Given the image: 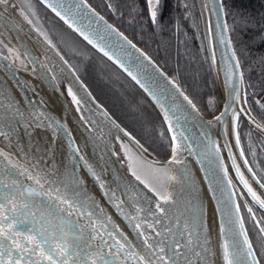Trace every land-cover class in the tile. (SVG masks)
Masks as SVG:
<instances>
[{
	"label": "water",
	"instance_id": "95a60500",
	"mask_svg": "<svg viewBox=\"0 0 264 264\" xmlns=\"http://www.w3.org/2000/svg\"><path fill=\"white\" fill-rule=\"evenodd\" d=\"M35 1L43 6L46 11L59 20L64 27L70 30L88 47L93 49L101 58H105L114 68H117L136 86V88L141 90L145 98L148 99L154 109L157 110L161 120H163L166 130L168 131L170 140L173 143L172 152L173 149H175V145L180 148L179 150L185 152L184 156L188 162L192 164L194 173H196L199 183H201L202 193L204 194L205 203L208 206L209 215L211 216V222L214 228V237H216V246L218 247L219 257L221 258L222 264H226V261L223 258V244L225 240L229 242L231 247L234 240H238L242 243L244 239L243 234L233 235V225L230 224L229 221H235L234 228L236 230L239 229L241 223L246 230L242 214H240V204L237 200L235 186L234 182H232L230 171L233 174L234 181H236L238 187L245 192L249 202H252L261 212L264 213V208L253 199L243 181L240 179V169H242L244 170V175L246 176L249 186L254 190L251 185V183H253L258 192L254 191L261 197V199H264L261 195H264V188L260 187V184L262 183L257 180L256 176H253V171H250L247 161L244 159L242 151L236 142L237 121L239 116L242 117L252 129H256V131L260 132L262 136H264V126L257 123L253 117L248 114L243 105V73L241 71L240 62L237 64V55L234 51L232 41H230L229 30H227L225 13L222 5L223 0H203L204 9L206 11L208 42L213 57V63L215 64V72L220 85V95L222 98L219 110L211 116L203 114L197 106L193 109L188 105L187 101L184 100V96H187L193 103L194 101L187 95L183 88L178 85L177 81L172 76L168 75L150 55L142 50L139 45L134 43L127 35L123 34L115 24L112 25L107 17L93 9L88 1H86V4L90 6L95 13L103 17L107 24L116 29L117 32L122 33L123 36L127 37V39L136 46L135 48L125 46L123 50L120 48H117L116 50L122 57H125L128 60L134 71L141 73L150 80L153 88L159 94L160 104H157L156 100L141 88L140 85L119 66V64L115 63L114 60H110L98 48L88 44L78 32L69 28L68 25L56 15V12L48 6L52 0ZM147 7L150 14L148 3ZM82 10L87 11V9ZM102 24L103 21H101V25ZM0 26L6 30L4 32L7 33L8 37L11 38L15 45H17L19 51L23 53V59L27 63L26 67L21 66L12 61L8 55L0 51L1 69L4 73H7L16 84L19 83L18 86L19 89H21V98L23 101H26L27 105H29V115L33 118V122L36 124L37 128L41 132L46 131L52 138L58 139L61 144L60 146H63V149L65 148V157L72 160L71 155L73 153L80 154V149L76 145V137L73 134V128L70 126V113L68 112L67 103H65L64 96L60 92L61 88L59 87V82L56 80L55 75H52L49 71L43 68L39 61H36V57L40 56V53L33 45H37L42 49H47L48 60L50 59L53 61L54 59V64L56 63L59 66H62L63 70L67 72L70 77L68 78L65 74L66 79L73 82L77 87L82 88V86H84L86 93L92 97L91 93L87 90L85 84L78 79L73 70H70L68 65L55 53L53 54V50L47 46L38 34H36L27 21L18 14L16 8L10 7L9 4L0 5ZM108 38L114 44L117 41L120 44H124V41L115 35V33ZM136 49H139L140 51L138 52ZM141 53H144L149 59L146 60ZM233 53L235 55H233ZM149 60L151 63H149ZM141 61H143V65H141ZM53 77L55 78V81L53 80ZM30 80H32L34 84L31 83ZM34 86H38L43 92L53 93V95L47 96V98L50 97V100H44L46 98L41 97L39 92H34ZM181 92L183 95L180 94ZM36 94L39 95V99L42 101L40 104L43 105L44 111L50 116L52 121H43L41 118L42 115L39 113V105L34 101ZM93 100L95 101L94 104H97L94 109L97 115H99L105 123L107 122L112 129L120 135V138H123L128 144H130L138 155H141L149 163H154L160 166H170L173 174L174 170L176 172L177 169L176 173L179 177H182L185 174L186 169L185 162L183 161L184 157L177 158L180 161L179 163L174 162L172 158L162 161L156 160L150 156L118 122H115L107 111L105 112L98 101L94 98ZM40 108L43 110L42 106H40ZM53 108L59 109L61 119L55 114ZM173 109L175 110V115H173ZM164 110H168L172 125L171 130L169 128V120L165 119ZM217 117H219V119H217ZM177 118H179L178 122ZM181 132L184 133L186 139L180 136ZM0 133L6 135L7 132L0 127ZM173 135L176 136L175 141L172 139ZM95 139L98 140L100 138L99 136H96ZM12 141L14 144L20 142L17 139ZM67 143L68 145H66ZM26 146L30 147L29 144H26ZM1 147L2 149L0 148V152H3L4 155L0 156V181L10 180L12 181V184L5 187L0 182V203H4L7 208L9 207L8 202L11 201L12 206L19 208L21 201L26 199V193L21 194L23 189L32 188L38 192L44 193V195L38 197H27V199L32 201L31 209L32 212L36 213L35 216L28 215L25 218L21 213L16 217V223L13 224L11 229L5 227L4 231L6 236H11L13 232H19L22 235L16 236L15 239L18 242L27 245V247L17 248L10 240L0 237V240L3 241V247L0 248V251H4L5 264H15L17 260L19 264H28L29 261H31L32 264H50V261L46 259L44 253H41L40 251H32V249L36 247L35 240H25V236L23 235L26 233L36 237V239H40V237L36 236V233L32 231V228L40 227L35 221L39 219L41 213L48 220L52 221L51 227L57 228V234H59L60 227L69 230L73 245H79L80 248L91 246L97 251H102L106 258L110 260L114 259L116 264H142L139 258L135 255L138 252L131 247V241L127 240L122 235L120 236V234L114 230L115 228L110 225L109 222L104 220L99 212L89 204L90 201L83 196L84 193L87 198L91 199L89 192L83 189V185H77V183H75L76 181L79 182L84 179L82 176H78V180L70 173H68V176L65 175V177H63L61 172L60 174L48 177L49 180H42L36 178L29 172L32 177L41 181L43 187L37 184L36 180H31L29 182L24 181L21 183L17 179V176L19 177L21 175L20 167H23V170L25 171L29 170L26 166H21L20 164L24 159H22L13 149L9 148L4 141ZM112 148L108 149L109 154L114 158L119 157L118 160L116 158L115 162L128 170L126 166L123 165L120 154H117L116 150L114 148L112 150ZM43 152L44 154L40 158L46 165L45 169H48L50 173H53L57 168L52 166L48 155L56 157L53 158L56 160L55 162L69 163L68 159L61 157L59 154L56 156L50 154L48 147H46V151L44 150L42 153ZM34 153H38V151L34 150ZM179 155L181 154L176 152V156L178 157ZM174 165L176 166V169ZM228 167H230V171ZM67 168L69 167L67 166ZM37 170L40 171L38 167ZM37 170L35 173H37ZM129 175L131 176V174ZM73 180H75V182ZM257 181H259V183H257ZM18 189L20 190L19 192ZM57 196H60L65 202L57 200ZM89 213H91V215H89ZM5 215H11V213L6 212ZM21 219H23V222H20ZM6 223L7 222L5 221V224ZM222 225L225 229L223 234L221 233ZM47 226L48 225H46V227ZM109 233L112 235L110 236ZM245 234L249 239L247 230ZM104 241H107V244H104ZM116 241L123 244L124 248H120ZM44 247L46 253L47 245ZM9 248L12 251L11 261H9L8 251H6V249Z\"/></svg>",
	"mask_w": 264,
	"mask_h": 264
},
{
	"label": "bare ground",
	"instance_id": "6f19581e",
	"mask_svg": "<svg viewBox=\"0 0 264 264\" xmlns=\"http://www.w3.org/2000/svg\"><path fill=\"white\" fill-rule=\"evenodd\" d=\"M91 7L95 9L93 6ZM203 11H205L204 4ZM224 13L226 19L225 10ZM226 24L227 30H229L227 19ZM4 31L6 30L0 26V34H2L0 35L1 38L7 35ZM229 35L230 41H232L230 32ZM33 46L40 53V56L36 57V61H39L43 68L49 71L52 75L54 74L55 77L58 76L60 81H63L61 85H59L61 88V91H59L63 94L65 103H67L68 112L70 113V126L73 128V134L76 137V145L80 149V154L73 153L71 155L72 160L68 157L66 158L65 148L63 149V146H60L61 144L58 139L52 138L46 131L41 132L37 128L36 124L33 122V118L29 115V105H27L26 101H23L21 98V89H19L18 86L19 83L16 84L0 67V127L7 132L6 135L0 134V148L2 149L1 145L4 141L9 148L13 149L22 159H24V162L21 161L20 163L21 166H26L29 169L28 171H25L23 170V167H20L21 175L19 177L17 176L18 181L21 183L24 181H34L35 179L28 178L31 174L42 180H49L48 177L60 174L61 172L63 177H65V175L68 176V173H70L78 180V176H82L84 179L79 182H75V180L73 181L77 183V185H83V189L89 192L91 199L87 198L83 193V196L90 201L89 204L99 212L104 220L109 222L110 225L115 228L114 230L117 231L120 236L122 235L127 240L131 241L130 244L133 250L137 251L146 259L149 257L150 252L144 244V236L140 235V233H144V235L149 237H155V231H153V228L156 231H162L165 233L167 229L171 228L172 235L183 244L187 243L186 237L182 234L184 233V225L188 224L194 232L199 233V237L197 238L194 236V239H197L196 252L201 253V256L199 257L196 256L194 252L189 253L190 258L193 259L196 264H204L205 261H207L208 264H222L221 258L219 257L218 247L216 246V237H214L211 216L209 215L208 206L205 203L204 194L202 193L201 183H199L198 177L196 173H194L192 164L188 162L184 156L185 152L179 150L180 148L175 145V149L181 154L177 158L184 157L183 161L185 162L186 169L185 174L182 177L178 176L180 179L178 181V186L180 187L178 192L179 200L175 204V207L177 208L175 214H179V217L181 215L182 218L180 224L179 220L177 222L180 227H171V221L164 222L163 225L159 223L153 224L146 216L150 213V215H152V211L146 207V204H151L156 201L150 200L147 196L146 199L144 197V189L135 183L133 177L128 174V170L115 162L116 158L118 160L119 157L114 158L108 152V149L112 148L113 145L109 143V141L101 138L98 140L95 139L98 135L92 130V125L90 126L89 123H84V121L80 119L72 107L74 103L71 102L69 94L64 88H66V85L68 84L78 98L83 103L85 102L87 106L90 107L91 111L95 112L94 109L97 104H94L95 101L93 98L86 93L84 86H82V90V88L75 86L73 82L68 81L65 76L66 74L67 77L70 78L68 73L63 70L61 65L59 66L56 63L55 65L54 59L53 61L50 59L48 60L47 49H42L37 45ZM53 80L55 81L54 77ZM30 82L33 83L32 80H30ZM39 90L40 88L38 86L33 87L34 92H39L40 94H38L41 97L46 98L44 100L49 101L50 97L47 98V96H51L53 93L43 92L42 89ZM38 94L35 95L34 101L39 105L38 108L40 115H42L41 118L43 121H52L50 116L44 111L43 105L40 104L42 101L39 99ZM243 94L245 98V91H243ZM40 106H42L43 110ZM8 108L11 112L8 111L10 114L6 115H9L10 117L5 116L4 114V111ZM53 110L58 118L61 119L59 109L53 108ZM119 136L120 135L118 134V137ZM11 139H17L20 142L14 144ZM26 144H29L30 147L26 146ZM66 145H68V143ZM45 146L48 147L50 154L55 156L59 154L61 157L68 159L69 163L55 162L56 160L53 158L56 157L48 155L52 166L57 168L55 171L52 170L54 171L53 173H50L48 169H45L46 165L40 158L44 154L42 151H46ZM34 150H37L38 153H34ZM36 166L40 171L37 170ZM67 166L69 168H67ZM36 170L37 173H35ZM93 173L95 175H93ZM240 174L246 179L244 170L240 169ZM0 182L5 187L12 184V181L10 180H1ZM101 184H103V188H101ZM251 185L254 190L257 191L252 183ZM105 193H107V195H105ZM116 204L120 205L119 210L115 206ZM125 217H128V219H125ZM132 217H136V219H132ZM137 223L140 224L139 229L135 227ZM149 225H152L153 227L150 228ZM156 239H159V237H156ZM205 249H207V251H205ZM181 251L186 252L187 249L181 248ZM160 264H163V261H161Z\"/></svg>",
	"mask_w": 264,
	"mask_h": 264
},
{
	"label": "rangeland",
	"instance_id": "374dc122",
	"mask_svg": "<svg viewBox=\"0 0 264 264\" xmlns=\"http://www.w3.org/2000/svg\"><path fill=\"white\" fill-rule=\"evenodd\" d=\"M33 1L34 0H8L7 5L9 4L10 7L16 8V11L18 12V14L25 21H27L29 26L36 32V34H38L40 36L41 39H43V41L47 44V46L50 47V49H52L53 52L68 65L70 70H73V72L76 74L77 77L79 76V78L84 82L88 91L91 93L92 97L95 98L98 101V103H100L102 105L105 112L107 109L108 111H110L109 113L115 114L116 116L117 115L118 116L123 115L126 111H125V109H120V107H117V103L113 100L114 97L113 96L111 97V95L109 97H107L105 95L104 96L105 98L103 96H100L98 94V92L95 90V88L93 87V83L90 80L88 73L91 72V69L96 67V64L93 62V56L98 55V54L94 51H91L89 47H87L78 38L74 37V35L68 34V32L65 31V29L59 23H57V22L52 23L51 17L48 16V14L46 15L45 12H43V10L34 3L35 1L34 2ZM87 1L89 3L93 2L96 5V7L100 13L102 12V14H105L107 17L110 16L108 18L110 21L112 19L113 22L116 21L118 24H120V26H123V27L125 26V27L129 28V32H135L134 42H136L137 44L141 43L142 47H144V46L148 47V48L150 47V42L145 38V36L143 34L144 31L141 30L142 29L141 23H135L133 26H131L129 23H127L125 21L129 17H125V15L122 13V7L124 6L126 9H128L130 11V9H129L130 6H129V3L127 1H124L123 3L122 2L116 3V0H114L115 2L114 1H107V0H87ZM182 1L185 2L186 4L192 3V0H182ZM170 3H171L170 0H166V1L161 0L157 17L161 18V16H162V17H164V19L166 17H170L169 16V10L171 7ZM200 4H201V8L203 9V1L194 0V5H193L194 10L198 11L197 9L200 7ZM262 4L264 6V0L262 1ZM173 5H174L173 11H176V13L186 12L185 10L180 9L181 8V1L180 0H174L172 6ZM250 6H248L246 3H243L242 6L239 7V10L237 9L238 14H242V12H244V11H253V10L256 11L257 10V8H255V7L252 8ZM227 7H228L229 11H227L228 14L226 13V19H227L228 15H229V19H230L231 7L228 4H227ZM224 10H225V8H224ZM134 12H137L135 10V8L132 10V13H134ZM142 12L144 13V18H142V20H143L142 22H144L145 19H147L148 17L150 18L149 12H147V9H146V4L144 6V9L142 7ZM225 12H226V10H225ZM132 13H131V15L129 14L130 16H132L131 18H133ZM143 13H140V14H143ZM203 13H204V20H206L205 19V11H203ZM25 16H27L28 19H25ZM253 18H256V16L253 15V16H250V17L245 18V19H248V21L250 23V22H252L251 19H253ZM178 19L180 21H183V23L181 25L177 26L178 29H176V31H175L176 33H175V35H173V37H177L178 32H180L181 37H183L182 43H184L185 40H189V38H191V39H194V41L198 42V44L200 46V43L203 42V38L201 36V31L196 30V28H194V29L187 28L186 26H184L185 21L181 20L180 18H178ZM229 19H227L229 32L232 34V30H233L234 34H238V30L233 26V23H235V22L231 23V19H230V23H229ZM28 20H31L32 23H29ZM175 22L176 23L178 22V24H179L178 20H175ZM151 23H152L153 28H155L156 25L158 24L157 20H156L155 24H153L154 22H151ZM185 24L187 25V23H185ZM127 28H124V29L128 32ZM231 28H232V30H231ZM0 35H2V34H0ZM231 39H232V36H231ZM236 39H238V35H237ZM48 41H51V44H49ZM207 42H208V36H207ZM184 47H185V45H184ZM187 50L188 49L186 47L183 50H181V48H180L179 52H178V48H177V51L174 54L178 55L177 57H180L182 59H180V61L177 63L176 62L173 63L175 65V67H173V66H169V67L173 71V74L176 76V78H178L179 80H182L183 82H186V84L192 89L195 99L197 100V102L199 103L200 106L202 105L201 107L203 108V110L205 112V113H203V112L202 113L207 115V116L214 115V113L217 112L220 108L219 105H220L222 98L220 95V85L218 83L217 74L215 72L216 71L215 70V64L213 63L212 53L210 52L209 42H208V50L210 52V62L205 61L204 63L207 64V66H209V65L212 66L213 72H215V74H216L215 78H214L215 81L213 80L212 84H207V83L204 84L203 83V74H202V76H200V77H202V81H200L199 83H197V80L200 77L195 78L194 75H192L193 73L190 74L191 77L186 75V67L184 66V64L190 65V63H192L194 66H196V64H198V62L200 61V59L199 60L198 59L195 60V59H191V58H190V60L187 59V54H186ZM0 51L3 52L4 54L8 55L12 59V61L20 64L21 66H24V67L27 66V63L23 59V55H22L21 51H19L17 45L14 44V42L11 40V38L8 37V35H5L3 38L0 37ZM203 53H205L206 57L208 58L207 53H206V44H205V46H203ZM182 56H184V57H182ZM184 58H185V60H184ZM247 60L250 62V64L255 62V61L257 63L262 62V59L260 57L249 58ZM205 64H203V63H201V65L198 64V66H196L195 68L199 72H202L203 70L206 69ZM179 72H183L185 74V76L179 74ZM100 76L103 79H107L106 75L102 72L100 73ZM192 79H195V81H193ZM56 80L59 82V85H61V83L63 82V81H60V78L58 76H56ZM107 80L109 81V79H107ZM109 83H111V82H109ZM177 83H178V81H177ZM243 83H244V81H243ZM178 85H179V83H178ZM213 85H215V89L217 90V94L219 95L218 96V99H219L218 105L216 104L215 96H213V91H212ZM110 87H111L110 89L113 88L115 90V92H117L119 94L121 89L118 86H115V87L110 86ZM69 88H70V86L68 84L66 85V88H64L66 90V92H68V94H69V91H68ZM244 88H245V83H244ZM93 89L95 91H93ZM72 93L76 96L77 100L79 101V105H77L73 101L72 96L69 95L71 102H73L75 105V106L73 105L72 107L75 109V112L78 114V116L80 118H82L81 120H83L84 123H89L90 126L92 125L91 127L93 128L95 133L99 136V138H102L103 140L109 141V143H111L113 145L117 154H120L121 158L123 159V163H124V165H126L128 171H129V174H131V176H133L132 175L133 170H135L137 172V174L141 176V179L144 181V183H141L139 180H137L133 176L135 183H137V185H140V187L144 189V197L146 199L148 197L150 200L156 201V202L151 203V204H146V207L152 211V215H150L151 213L146 215L147 218H149V220L153 224L159 223V224L163 225L164 222L171 221L170 225H171V227H173V226H176L178 220H179V224H180L181 219H182L181 215L179 217V214H175L176 210H177V208L175 207V204L179 200L178 192H179L180 187L178 186V181L180 179H179L177 173L175 172V170H174V174H173L172 168L170 166H168V165L160 166V165H157L154 163H149L141 155H138L134 151V149L131 147V145L128 144L123 138L118 137V133H116L114 131V129H112V127L107 122L105 123L102 120V118H100L99 115H97L96 112L91 111L90 107L87 106V104L85 102L83 103L78 98V96L75 94V92L73 90H72ZM246 95L247 94L245 92V96ZM127 105H130L132 107V103L128 98L124 99V101H123V106L125 107ZM213 105H215V109H213V107H212ZM243 105L245 106V109L248 112V114L250 116H252L253 119L257 123H259L261 126H263L261 121L257 120L259 117L251 114V111H250V109L246 103V99L245 100L243 99ZM8 111L11 112L8 108L4 111L5 112L4 114H5V116L10 117L9 115H6V114H10V113H8ZM19 111H20V109H19ZM111 114H109V115L114 119V117ZM136 116L138 118V121H140L142 118V115L140 113H138ZM115 122H117V121L115 120ZM238 122H239V120L237 121V126H236L237 127V133H236V135L238 134V131H239ZM96 123H98V124H96ZM254 130L256 131V129H254ZM125 131H126V129H125ZM164 131L167 132V130H165V129H164ZM157 133H158V135H157V138L155 140V143H153L151 146L157 150V153L159 155L166 156L168 154V156H167V158H164L163 156L162 157H159V156L156 157L153 153H149V152H147V153L158 161L167 160V159L172 158L173 157V152H172L173 143L170 140L169 134L167 133V135H166V134H163L162 132L160 133V131L159 132L157 131ZM257 133L260 134V132H257ZM129 134L132 136V138L135 139V137L131 133H129ZM154 137H156V134ZM135 141L137 142L136 139H135ZM168 144H169V146H168ZM238 145H239V148L241 149L240 144H238ZM241 151H242V149H241ZM242 155L244 156L243 152H242ZM227 165H228V163H227ZM157 169L166 170L168 172V174L171 176H175V173H176V177H177L176 182L162 181L157 174V171H156ZM228 169L230 171V167ZM190 174L193 175L192 173H190ZM230 174L232 176V182H234L235 192H236L237 200H238V203L240 204V207L242 206L246 210V213H248V214L250 213L252 215L253 212L252 211L249 212L250 202H248L246 196L241 191V189H239L236 181H234V177H233V174L231 171H230ZM145 184H147L148 187H146ZM152 188L156 189V191L150 190ZM157 192H159L160 195H157ZM165 194H171L172 201H175V203H173L172 201H169V203L165 204L164 201L161 199V196H163ZM260 194H261V192H260ZM261 195L264 197L263 194H261ZM157 203L161 204V206L165 208L166 216L164 213H161L157 209V207H156ZM177 228H179V227H177Z\"/></svg>",
	"mask_w": 264,
	"mask_h": 264
},
{
	"label": "snow or ice",
	"instance_id": "6c2138e0",
	"mask_svg": "<svg viewBox=\"0 0 264 264\" xmlns=\"http://www.w3.org/2000/svg\"><path fill=\"white\" fill-rule=\"evenodd\" d=\"M7 3L8 0H0V5H7ZM147 3L150 8L151 19L155 23L161 0H147ZM48 6L51 7L54 12H56V15L59 16L69 28H72L74 31L78 32L79 35L88 42V44L98 48L110 60H114L115 63L119 64V66L123 68L124 71H126L128 75L140 85L141 88H143L150 96L153 97V99L156 100L157 104H160L159 94L153 88L150 80L141 73L134 71L128 60L125 57H122L116 50L117 48L123 50L125 46L131 48H135L136 46L132 44V42L127 39V37L123 36L122 33L117 32V30L112 28L111 25L107 24L103 17L95 13V11L86 4V0H63V2L62 0H52ZM82 9H87V11ZM25 19H28L27 16H25ZM101 21H103L102 25ZM28 22L32 23L31 20H28ZM113 33L120 37L124 41V44H120L118 41L115 44L111 42L108 37H110ZM48 42L51 44V41ZM136 51L139 52L140 50L136 49ZM141 55L144 56L146 60L149 59L144 53H141ZM233 55L235 54L233 53ZM149 63H151L150 60ZM238 63L239 62L237 61V64ZM141 65H143V61H141ZM68 91L69 95L72 96L73 101L79 105V101L72 93L71 88H69ZM180 94L183 95L182 92ZM184 100L187 101L188 105H190L193 109L196 108V105L187 96H184ZM161 107L163 108L162 105ZM172 111L173 115H175V110L173 109ZM164 115L165 119L169 120V128L171 130L172 125L168 115V110H164ZM178 119L179 118H177V122ZM217 119H219V117H217ZM125 134L128 135L127 133ZM180 136L186 139L183 132L180 133ZM172 139L175 141L176 136L173 135ZM236 142L239 144L238 134L236 135ZM176 152L177 149H173L172 159L174 162L179 163L180 161L177 159ZM2 155H4V153L0 152V156ZM156 171L162 181L176 182V177L169 175L166 170L157 169ZM93 175L95 174L93 173ZM132 175L141 183H144V181L141 179V176L138 175L135 170H133ZM253 176H255V173H253ZM28 178L35 179L36 183L43 187L39 179H36L31 175H29ZM240 179L243 181L245 187L253 199L258 202L262 208H264V199H261V197L258 196L257 193L249 186L248 181L242 174L240 175ZM257 183H259V181H257ZM100 186L103 188V184ZM145 186L148 187L147 184H145ZM260 187L264 188V184H260ZM150 190L156 191L154 188ZM19 191L20 190L18 189V192ZM24 193H26V199L21 201L19 208L12 206L11 201L8 202L9 207L7 208L5 207L4 203H0V237L10 240L11 243L15 244L17 248L27 247L26 244H22L15 239L16 236L22 234L19 232H13L11 236H6L4 231L5 227L11 229L13 224L16 223V217L21 213L25 218L28 215L35 216L36 213L32 212L31 209L32 201L27 199V197H38L44 195V193L38 192L32 188L23 189L21 194ZM105 195H107V193H105ZM157 195H160V193L157 192ZM56 199L61 200V202H65L60 196H57ZM161 199L165 204H167L169 201H172V196L171 194H165L161 196ZM172 202L175 203V201ZM115 206L118 210L120 209L119 204H116ZM156 207L166 216V210L161 206V204L157 203ZM6 212L11 213V215H5ZM249 212H251V209H249ZM89 215H91V213H89ZM125 219H128V217H125ZM132 219H136V217H132ZM5 221L7 222L6 224ZM20 222H23V219H21ZM35 223H38L40 227H33L32 231L35 232L36 236L40 237V239H36V237L26 233L23 235L25 236V240H35L36 247L32 249V251H40L41 253H44L46 255V259L50 261V264H70V262L71 264H116L114 259L110 260L106 258L102 251H97L91 246L80 248L79 245H73L69 230L60 227L59 234H57V228L51 227L52 221L48 220L42 213ZM229 223L233 225V235L235 236L237 234H243L244 239L242 243L238 240H234L231 244V247L229 242L225 240L223 244V258L226 261V264H259V260L255 255V250L253 249L252 243L245 234L246 230L244 229L243 224L241 223L239 229L236 230L234 228L235 221L230 220ZM46 225L48 226L46 227ZM176 226L180 227L179 224ZM135 227L139 229L140 224L137 223ZM149 227L152 228L153 226L149 225ZM153 231H155V237H149L144 235V233H140V235L144 236V244L150 252V255L147 259L144 256L139 255V253L135 254L142 264H160L161 261H163V264H196V262L190 258L189 253L194 252L196 256H201L200 252H196L197 239H194V236L197 238L199 237V233L194 232L188 224L184 225V233L182 235L186 237L187 243L183 244L180 242V240L176 239L175 236L172 235L171 228L167 229L166 233L162 231H156L154 228ZM224 231L225 229L222 225L221 233L223 234ZM260 232L264 233V227L260 228ZM109 235L111 236L112 234L109 233ZM156 237H159V239H156ZM116 243L120 248H124V245L120 244L119 241H116ZM104 244H107V241H104ZM45 245H47L46 253L44 247ZM2 247L3 241L0 240V248ZM181 248L187 249V251H181ZM6 251H8L9 254V261H11L12 251L10 248L6 249ZM205 251H207V249H205ZM0 264H5L4 251H0ZM15 264H19L18 260L15 262ZM28 264H32V262L29 261ZM204 264H208V262L205 261Z\"/></svg>",
	"mask_w": 264,
	"mask_h": 264
},
{
	"label": "trees",
	"instance_id": "16d2710c",
	"mask_svg": "<svg viewBox=\"0 0 264 264\" xmlns=\"http://www.w3.org/2000/svg\"><path fill=\"white\" fill-rule=\"evenodd\" d=\"M124 1H127L130 6V11L124 6L122 7V13L125 15V17H129L125 21L131 26H133L135 23H141V30L144 31L143 34L145 38L150 42L149 48L145 46L142 47L141 45H139L141 43H138V45L145 52L151 55L155 62L162 66L168 74L173 76L178 81L179 85L182 86L187 95L191 99H193L194 103L197 107H199L200 111L205 113L203 108L201 107L202 105L200 106L197 100L195 99L192 89L186 84V82H183L182 80L176 78V76L173 74V71L169 67H175L173 63H177L180 61V59H182L180 57H177L178 55L174 54L176 53L177 48L179 52L180 48L181 50H183L185 49V47L188 49L186 52L187 59H200V61L198 62L199 65H201V63L205 64V61L210 62V52L208 50L207 42L206 20H204V13L203 9L201 8V4L200 7L197 9L198 11H196L193 8L194 0H192V3L190 4H186L185 2L180 0V9L185 10L186 12L176 13V11H173L174 5L172 6L174 0H170V17H166L164 19V17L160 15L161 18L157 17L156 19L158 24L155 28H153L149 17L145 19L144 22H142V17L137 16L136 12L132 13V10L134 8H140L142 12V7L144 9L145 4L147 3L146 0H117L116 3H123ZM262 1L263 0H223V6L226 10V13L228 14L227 11L229 10L227 4L230 7L233 5L231 7L230 19L231 23L235 22L233 23V26L238 30V34L233 33L232 27L231 36L234 45V51H236V55L238 61L240 62L241 70L243 73V81L245 83L244 90L247 94L244 100L246 99V103L251 111V114L254 116H258L259 118L256 119L260 120L262 125L264 126V6L262 4ZM243 3H246L248 6L251 5L250 7L252 8L255 7L257 8V10L244 11L242 12V14H238L237 9L239 10V7L242 6ZM90 5L93 6L96 10H98L93 2H90ZM131 13L133 14V18H131L132 16H130ZM253 15L256 16V18L251 19L252 22L249 23L248 19L245 18H248ZM178 18L184 20L185 23H187V25L184 23V26H186L187 28H196V30L201 31L203 42L200 43V46L198 42L194 41V39L191 38H189V40H185V44L182 43L183 37H181L180 32H178L177 37H173V35H175L176 33V29H178L177 26L183 23V21H180ZM227 19H229V15L227 16ZM175 20H178L179 24L178 22L176 23ZM118 27L125 31L126 34L129 35V37L134 41L135 32H129V28L125 26ZM63 28L65 29V31L68 32V34H70L65 27ZM124 28H127L128 32ZM237 35L238 39H236ZM205 44L208 58L206 57L205 53H203V46H205ZM255 57H260L262 59V62L257 63L255 61L250 64L247 59ZM93 62L96 64V67L91 69V72H89L88 75L90 77L91 82L93 83V87L95 88V90L100 96H113V100L117 103V107H120V109H125L126 111L121 116H116L115 114L111 113L110 114L114 117L117 122H119L126 129L127 132H130L135 137L137 142L140 143L145 149L147 148L148 150L155 153L157 156L162 157L163 155H159L157 153V150L151 146L153 143H155V140L157 138L158 126H162L165 129L163 121L159 117V114L157 113L156 109L153 108L150 101L145 98L139 88H136L127 77H125L116 68L112 67L107 61H105L104 58H100L98 55H95L93 56ZM198 64H196V66H198ZM205 65L206 69L202 72H199L195 68L196 66H194L192 63H190V65L184 64V66L186 67V75L191 77L190 74L193 73L192 75L197 78L202 76L203 74V83L212 84L216 74L215 72H213L212 66H207V64ZM101 72L106 75L109 81L107 79H103L100 76ZM179 74L185 76L183 72H179ZM192 80L195 81V79ZM200 81H202V77L197 80V83H199ZM109 82H111L112 84ZM110 86H118L121 89L119 94L115 92L113 88L110 89ZM95 90L93 89V91ZM212 91L213 96H215L216 104L218 105L219 95L217 94L215 85H213ZM127 98L131 101L132 107L130 105H127L125 107L123 106V101ZM212 107L213 109H215V105H213ZM138 113L142 115L140 121H138V118L136 116ZM238 124L244 130L245 126L249 129H252L251 126H249L242 118H240ZM154 133L156 134V137H154ZM167 133L168 132H166L165 134L167 135ZM167 156L168 154L163 157L167 158Z\"/></svg>",
	"mask_w": 264,
	"mask_h": 264
},
{
	"label": "flooded vegetation",
	"instance_id": "af4514ba",
	"mask_svg": "<svg viewBox=\"0 0 264 264\" xmlns=\"http://www.w3.org/2000/svg\"><path fill=\"white\" fill-rule=\"evenodd\" d=\"M34 3L37 6H39L43 10V12H45L46 15L48 14V16L51 17L52 23L58 22L54 17H52L48 13V11H46L42 6L37 4V2H34ZM135 9L137 11L136 12L137 16L144 18V13L141 12L140 8H135ZM139 12L143 14H140ZM111 22H113L112 19H111ZM113 23L116 24L117 26H120V24H118L116 21H114ZM240 118L242 117L239 116V119H238L239 121H240ZM238 127H239L238 135L240 138L239 144L244 154V159H246L249 168L253 171V173H255L257 180H259L260 183L264 184V136L258 134L254 129H249L246 126H245V130L242 127H240L239 124H238ZM158 131H160V133L162 132L163 134L166 133L162 126L161 127L158 126ZM142 148L146 152L153 153L147 148L146 150L143 146ZM153 154L157 157L155 153ZM253 186L256 189V186L254 184ZM243 193L246 196L245 192ZM249 209H251V211L253 212L252 215L250 213L249 214L246 213V210L242 206L240 207V214H242L243 223L245 224V227L247 230V235L249 236V239L255 250V255L258 257L259 264H264V233L260 232V228L264 227V213L261 212L252 202H250Z\"/></svg>",
	"mask_w": 264,
	"mask_h": 264
}]
</instances>
